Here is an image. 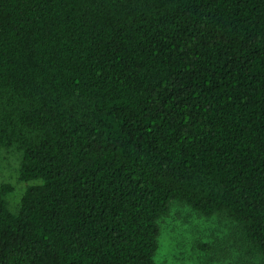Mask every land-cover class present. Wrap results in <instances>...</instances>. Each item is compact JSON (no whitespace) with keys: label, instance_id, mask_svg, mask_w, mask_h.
Returning <instances> with one entry per match:
<instances>
[{"label":"trees","instance_id":"trees-1","mask_svg":"<svg viewBox=\"0 0 264 264\" xmlns=\"http://www.w3.org/2000/svg\"><path fill=\"white\" fill-rule=\"evenodd\" d=\"M0 140V264H158L176 200L264 260V0H0Z\"/></svg>","mask_w":264,"mask_h":264},{"label":"rangeland","instance_id":"rangeland-1","mask_svg":"<svg viewBox=\"0 0 264 264\" xmlns=\"http://www.w3.org/2000/svg\"><path fill=\"white\" fill-rule=\"evenodd\" d=\"M8 141V140H7ZM24 151L19 142L0 140V185L11 184L7 195L12 210L20 208L26 188L40 180L20 176ZM158 264H260L264 260L250 245L240 223L227 214L204 215L182 201H174L160 219Z\"/></svg>","mask_w":264,"mask_h":264}]
</instances>
